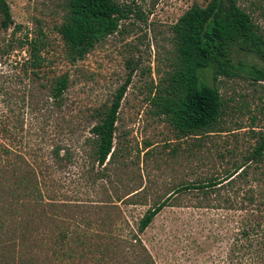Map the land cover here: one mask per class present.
Returning <instances> with one entry per match:
<instances>
[{
    "label": "rangeland",
    "instance_id": "374dc122",
    "mask_svg": "<svg viewBox=\"0 0 264 264\" xmlns=\"http://www.w3.org/2000/svg\"><path fill=\"white\" fill-rule=\"evenodd\" d=\"M6 1L14 25L0 30V214L6 201L14 203L12 171L22 163L36 171L52 201L79 204L93 220L121 223L125 234L178 186L222 179L244 165L256 135L264 134V82L245 72L219 79L225 106L214 133L181 139L155 114L153 89L175 62L172 26L210 0H116L124 15L118 30L73 65L56 32L66 0ZM236 1L264 33V0ZM39 28L50 46L36 80L17 39ZM62 75L69 83L57 107L49 89ZM123 86L114 152L100 166L90 130ZM205 192L179 196L140 236L155 263L264 264V163H251L231 184Z\"/></svg>",
    "mask_w": 264,
    "mask_h": 264
},
{
    "label": "trees",
    "instance_id": "16d2710c",
    "mask_svg": "<svg viewBox=\"0 0 264 264\" xmlns=\"http://www.w3.org/2000/svg\"><path fill=\"white\" fill-rule=\"evenodd\" d=\"M123 17L116 0H66L56 32L67 62L73 65L83 60L118 30ZM13 25L7 1L0 0V30L8 31ZM18 30L19 26H14L13 31ZM172 35L173 70L160 87L153 89L151 104L155 114L163 116L179 138L209 135L216 132L224 114V101L217 87L220 78L232 79L245 72L250 80L264 82V33L236 0H210L205 6L189 8L172 26ZM17 41L27 54L24 66L39 80L43 53L50 46L47 34L39 28ZM247 61L251 62L248 67ZM68 83L66 75L52 81L49 97L57 107ZM124 92L125 86L99 113L90 130L93 158L100 166L109 163L114 152L115 123ZM256 137V146L244 165L222 179L178 186L144 212L135 230L127 225L125 234L120 230L121 223L93 220L79 204L52 201L36 171L20 163L12 171L16 177L10 195L14 203L6 201L1 208L0 264H156L140 236L165 208L176 206L179 196L192 189L205 194L206 189L219 188L224 182L231 184L245 174L249 164L264 163V134ZM53 155L58 158L59 151L54 150ZM134 196L137 193L130 197Z\"/></svg>",
    "mask_w": 264,
    "mask_h": 264
}]
</instances>
